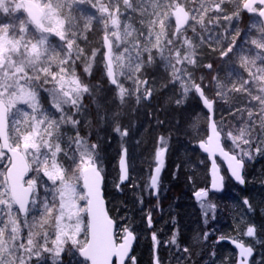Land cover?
I'll return each mask as SVG.
<instances>
[{"label":"trees","instance_id":"trees-1","mask_svg":"<svg viewBox=\"0 0 264 264\" xmlns=\"http://www.w3.org/2000/svg\"><path fill=\"white\" fill-rule=\"evenodd\" d=\"M62 1L68 4L67 6L63 4L62 11V16L67 22L68 37L61 42L63 49L56 50L54 46H49L50 57L46 59V65L40 68L41 70L48 68V72L53 76L59 69L66 71L68 60L83 65L82 70L85 72L78 73L77 77L83 93L88 97L84 107L87 117L84 120L85 117L81 114L82 121L77 125V132H71L69 123L66 126L59 120L63 119L62 116H57L55 110L49 107V103H46L49 101L45 93H42L43 108H46L48 126L51 129L48 131L51 143L64 152L63 160L67 163V168L75 165L71 160L77 157L74 153V142L78 136L87 138L94 147L100 145L99 149L96 147L94 149L99 152L102 168L105 170V194L109 211L119 223L125 216L135 221L134 227L137 228L139 238L134 254L138 264H152L153 260L151 232L142 219L143 212L147 210L152 212L154 227L163 228L162 232H158V239L162 242L169 240L171 233L178 230L181 249L185 246L190 249V253H183L184 264H236L235 250L230 245L219 242V239L237 236L246 239L245 233L249 226L256 228V242L260 240L255 248V258L257 257L255 260L264 264V153L252 158L253 167L249 164L248 171L253 174V179L245 188L227 179L223 194L210 193L208 191L211 183L210 162L198 148L199 142L205 141L209 136L210 115L195 91L196 85L200 84L203 87L206 83L210 85L208 75L212 69L208 70V65L216 66L223 58L225 60L223 92L226 96L218 99L216 92L211 91V94L206 88L210 98L216 101V122L219 127H221L219 119L224 114L220 113L221 106L236 108L241 93L248 89L246 81L253 80L255 88L264 92V63L259 61L262 52L257 50L258 47L253 45L254 40L250 39V35H255L253 39L256 43L261 39L263 41L261 45L264 47L261 20L258 19V27L253 26V19L243 10L245 0L223 1L227 7L224 3L222 6L228 8L227 14L241 10L244 22L232 20L227 34L216 31L211 34L198 32V40L203 43L204 50L210 53H205L206 61L198 67L195 65V69L192 65L186 69L183 66L186 71L184 73L181 71L182 66L177 65L172 59L173 53L177 50L176 46L175 49L173 46L168 47L166 54L160 56L162 58H156L153 63L142 62L139 52L134 49L131 69L130 65L129 68L124 66L122 84L125 94L121 97L118 93L119 88L111 85L105 73L103 41L107 26L100 4L108 5L110 10L116 11L118 7H115V4L124 6L128 0H98L99 3L97 0ZM177 1L182 2V0H131L133 10L131 14L138 18L139 22L133 18L129 25H132L134 30L142 27L139 31L148 34L162 30ZM219 1L221 0L215 3H220ZM122 15L129 18L128 13L122 12ZM127 18L124 20L126 24ZM231 38L237 42H232ZM173 39L177 40L174 37ZM229 46L231 47L228 48ZM96 51L99 52V57L97 56L95 60L98 64L97 70L94 77L87 78L89 67L86 63H90ZM82 58L84 63L80 61ZM140 80L148 84L152 95L150 101L141 97L142 103L137 106V99L139 100L137 83ZM36 88L41 92L40 83ZM219 100L224 102L221 103ZM89 118L90 122L86 124L85 121ZM229 120L232 127L238 125L241 128L245 117L237 110ZM12 124L10 119V126ZM114 127H127L131 130L129 137L125 138V146L129 151L131 177L136 179L141 188L138 186L132 189L131 181L120 189L116 187L120 183L118 160L121 149L117 137L111 132ZM10 131L11 139L13 132ZM159 136H165L168 140L167 163L161 183L167 195L158 199L150 195L146 208L139 203V199L145 198L141 190H145L144 186L149 183L150 175L156 166L155 150L159 147ZM12 143L14 144V140ZM201 189L208 191L209 197L206 202L213 206L208 210L207 216L203 214L199 202L194 197V193ZM245 197L249 200L251 211L243 204ZM30 216L31 224L26 235L29 236L27 237L29 240L35 242L40 234L37 222L40 212ZM173 217L176 221L175 227L170 223ZM205 233L208 234L207 238ZM159 250L160 254L164 250H169L170 254L176 253L175 246L166 247L163 243Z\"/></svg>","mask_w":264,"mask_h":264},{"label":"rangeland","instance_id":"rangeland-1","mask_svg":"<svg viewBox=\"0 0 264 264\" xmlns=\"http://www.w3.org/2000/svg\"><path fill=\"white\" fill-rule=\"evenodd\" d=\"M27 1L29 0H0V99L4 100L10 107L9 121L11 119V124L13 123L12 127L10 126V130L13 132L10 139L11 144L20 149L28 158L32 170L26 179V184L33 185L36 194L32 200L30 213L26 217H22L11 197L6 179V170L10 165V158L2 151L0 145V255L10 264H52L53 260H59L55 256V252L61 247L57 242V238H59L65 242L62 264H66L68 259L74 263L78 254L70 255L74 246L70 242L71 237L68 233L70 231L75 232L77 223L82 224L84 232H88L89 228L87 214L83 211L85 204L80 199V193L85 191L82 184L83 161L86 159L84 155L85 145L89 146L87 148L89 154L96 153V149L87 138L78 136L74 142V153L77 157L71 160L75 162V165L72 168L71 166L67 168V163L63 160L64 152L58 150L51 143V135L48 132L51 129L48 126L46 108H43L42 93H45V97L49 101L46 103H49V107L55 110L57 116H62L63 119L58 117L59 120L64 122L66 126L69 123L70 128H72L71 132H77V125L82 121L81 114L85 117L84 120L87 117L84 107H86L88 97L83 93L81 82L77 77V70L73 64L66 66L65 72L59 69L53 76L48 72V68L43 70L40 68L46 65V59L50 57L48 56L50 45L54 46L56 50L63 49L61 42L67 39L68 32L67 22L62 16V11L63 4L66 6L68 4L62 0H33L44 11L42 28L38 30L25 13ZM72 1L77 2L78 0ZM216 1L218 0H182L181 3L190 11L191 21L188 29L176 41L173 39L175 28L172 11L178 1L174 3L162 30L151 32V34L140 32L139 29L142 30V27L134 30L132 25H129L131 19L135 18L131 14L133 13L131 0H128L125 3L127 5L124 6L115 4V7H118L116 11L110 10L108 5L100 4L104 23L107 26L105 36H108L114 45L113 60L120 96L123 97L125 94L122 84L125 73L124 66L129 68L130 65L129 69H131L134 62L132 55L134 49L139 52L138 55H140L142 62L153 63L156 58L166 54L168 47L176 46L177 50L173 53L172 59L177 65L182 66L181 71L183 73L186 72L184 68L186 69L188 66H194L193 69H195L196 66L203 64L206 61L207 54L205 55V53L210 52L204 50V45L198 40L197 33L211 34L216 31L227 34L232 20H236L238 23L244 22L241 10L227 14L228 8L222 6L223 3L226 6V2H223L226 0H221L220 3H215ZM122 12L123 14L128 13L129 18L122 15ZM126 18L128 24L124 22ZM250 18L253 19V26L258 27L257 18ZM137 19L135 18V21L139 22ZM253 38L255 35H250V39L255 42L253 45L262 52L259 61L264 63V47L261 45L263 41L259 39L256 43ZM233 41L237 42L236 39H232ZM98 53L96 51L93 59H90V63H86L90 71L96 72L97 70L98 64L95 60ZM80 61L84 63V58ZM224 61L221 58L216 66L212 65V71L208 75L210 85H204L205 89H209V93L212 94L211 91L216 92L218 99L226 96L223 92L225 84L222 79L225 71ZM67 62L69 64L71 60ZM72 62L74 63V60ZM104 63L106 66V62ZM185 74L187 75V73ZM39 83L42 86L41 92L36 88ZM253 83V80L246 81L245 84L248 89L241 93L236 108L231 109L224 105L220 108V113H224L219 119L220 129L226 138L227 146L233 152L237 151L236 146H250L244 145V140L259 142L264 139V92L255 88L256 85ZM137 94L139 96L137 106L142 103L141 97L146 100L152 95L145 81L140 80L137 83ZM219 101L224 102V100ZM234 110H239L245 117L241 128L238 125H235L236 127L230 125L231 120L229 119L235 115ZM85 122L86 124L90 122V118ZM13 140L14 144L12 143ZM255 148L256 145L254 144L252 146V158L258 155ZM244 160L253 167L252 159L244 157ZM102 170L105 174V170L103 168ZM139 188H141L140 185ZM150 191L141 190L145 197L142 198V205H145L146 208ZM159 192L160 198L166 197V189H161L160 186ZM65 193H75V201H78L82 206L79 212V220L73 217V202L70 196ZM208 197L209 195L205 200ZM37 212H40L37 221L40 234L35 242H32L27 238L29 236L26 235V232H28V226L31 224L30 215L34 216ZM240 240L245 241L248 245L257 246L255 235L246 239L240 238ZM45 248L51 251H44ZM37 253L39 256L36 255ZM176 253L178 254L177 257H180L184 263L183 252L176 251ZM177 257L175 259L170 257L171 260H175L174 264H177ZM256 258L252 264H260L259 260H255Z\"/></svg>","mask_w":264,"mask_h":264},{"label":"snow or ice","instance_id":"snow-or-ice-1","mask_svg":"<svg viewBox=\"0 0 264 264\" xmlns=\"http://www.w3.org/2000/svg\"><path fill=\"white\" fill-rule=\"evenodd\" d=\"M130 129L127 127L119 128L114 127L112 134L118 139V144L121 149L119 155V182L116 187L121 188L124 182L131 181L130 187L136 189L139 185L136 183V179L130 176L129 163H128V149L125 146V138L129 137ZM111 137H109V140ZM239 139V138H238ZM159 147L155 150L156 166L150 175V183L144 186L145 190H151L150 195H159L161 173L165 167V154L168 151V140L165 136H159ZM244 145H250L249 147L236 146V152H230L223 147H218L215 144L209 143L205 145L203 141L199 142V148L202 149L212 158V189L221 190L223 188L224 177L219 174V166L215 162V157L219 155L227 164L228 171L231 177L239 183L241 186L245 184V177L243 170L245 168L244 157L252 159V146L255 144V151L257 154L264 153V139L259 142H253L252 140H244ZM85 145L84 155L86 159L83 161L82 172L87 180L85 185V191L80 193V199L84 201L83 211L93 218V224L90 232H84L83 226L80 223L75 225V232L71 231L68 235L71 237L70 242L74 246V250L70 255L78 254L80 258V264H138L137 257L133 254V245L138 240L139 234L137 228L134 227L135 221L123 217L119 227L117 223L109 215V211L106 208V202L103 195V170L101 167V158L99 152L89 154ZM99 149L100 145H95ZM97 184L99 185L97 189ZM98 191V196H97ZM70 196L73 202V217L79 220V212L82 206L78 201H75V193H65ZM195 198L200 204L202 212L205 216L208 215V210L213 206L206 202L205 198L208 196V191L201 189L194 193ZM139 203L143 204V199H139ZM243 204L248 206L251 211V205L248 198L243 199ZM158 206V205H157ZM142 219L146 223V228L151 232L152 252L153 260L152 264H161L158 256V247L161 243L164 246L173 245L177 252L190 253L189 247L185 246L181 249L178 242L179 232L174 230L171 233L170 239L167 241H161L158 239V232H162L163 228L157 229L154 227L155 221L151 210L144 211ZM169 223V222H165ZM175 227L176 221L173 217L170 221ZM83 233V235H81ZM256 233V228L253 226L247 227L245 235L247 237H253ZM207 238V233L204 234ZM220 239H225L221 237ZM82 240V243H81ZM57 242L61 245L55 252V256L59 260H53L52 264H62V255L65 252L64 241L57 238ZM31 243V241H29ZM231 243L238 249L239 262L238 264H249V258L253 256V247L246 245L244 242L232 239ZM44 251H51L45 248ZM39 256V253L36 254ZM115 258V260H114ZM31 259V257H30ZM0 264H10L6 262L4 257L0 255ZM177 264H183V260L177 257Z\"/></svg>","mask_w":264,"mask_h":264},{"label":"water","instance_id":"water-1","mask_svg":"<svg viewBox=\"0 0 264 264\" xmlns=\"http://www.w3.org/2000/svg\"><path fill=\"white\" fill-rule=\"evenodd\" d=\"M243 7L245 10L249 11L250 15L256 14L257 9L261 8L259 11V16L262 20L263 28H264V0H246ZM26 14L36 28L38 29L42 28L44 11L40 7V5H38V3L32 0H29L27 2ZM172 15L175 19L176 35H178L182 30H185L189 26L191 16H190L189 11L183 6L176 8L173 11ZM104 45H105V51H106L105 62L107 66L108 77L114 86H118L117 73L115 69V63L113 60V45H112L111 39L108 36L104 37ZM196 92L204 108L209 112V115H210L209 136L207 140L203 142L205 143V145L212 143V144L217 145L218 147H223L225 150H227V148L224 145V135L221 132L216 122L215 102L210 100L207 97L204 89L200 85L196 87ZM9 114H10V107L7 105V103L4 100H0V145H1L2 151L5 154H7L8 157L10 158V165L8 166L6 170V179H7L9 189H10L11 197L20 215L22 217H26L30 211L31 203L34 197V192H35V188L33 185L26 184V179L28 175L31 173L32 167L26 155L20 149L13 147L11 144L10 133H9V128H10ZM200 151L208 157V160L210 162V178H211L210 191L212 193L222 194L225 192L226 180H227L226 175L235 184L240 185L231 177L230 172L228 171L226 162L219 155H217L215 157V162L219 166V174L224 177V182H223V188L221 190L217 191V190L212 189V186H211L212 180H213L212 158L207 153H205L202 149H200ZM128 163H129V155H128ZM222 163L224 164L226 174L224 173L222 169V165H221ZM165 165H166V154H165ZM129 170H130V165H129ZM164 170H165V167L161 173V180L164 174ZM245 170H246V163H245V168L243 170L244 177H245ZM103 176H104L103 195H104L105 202H106V208L109 211L108 201L106 199V194H105L106 178H105L104 171H103ZM130 176H131V170H130ZM82 177H83L82 184H83V188L85 189L87 180L83 172H82ZM129 182L130 181L124 182V184L121 186H125ZM245 186H246V178H245V184L242 187H245ZM98 187L99 185L97 184V189ZM97 196H98V191H97ZM109 215L111 216L110 211H109ZM87 216L89 220V232H90L91 226L93 224V218L90 217L88 214ZM231 240L232 239L230 238H225V239H219V242L229 243L235 249V251L237 252L236 264H238L239 259H240L238 255V249L234 246L233 243H231ZM137 242L138 240L133 245V254L135 253ZM248 246H251V245H248ZM253 250H254L253 256L249 258V264H252V261L256 256V250L254 247H253Z\"/></svg>","mask_w":264,"mask_h":264},{"label":"flooded vegetation","instance_id":"flooded-vegetation-1","mask_svg":"<svg viewBox=\"0 0 264 264\" xmlns=\"http://www.w3.org/2000/svg\"><path fill=\"white\" fill-rule=\"evenodd\" d=\"M33 1V0H32ZM246 1V0H245ZM28 2V1H27ZM180 6H183V7H185L181 2H177V5L175 6V8H173V11L176 9V8H178V7H180ZM26 7H27V3H26ZM187 10H188V8L187 7H185ZM260 9L261 8H258L257 9V12H256V14H253V15H250L249 14V11L248 10H245L244 9V7H243V10L244 11H246V13H247V16L250 18V17H255V18H257V21H258V19H260L261 20V18H260V16H259V11H260ZM173 11H172V13H173ZM189 11V10H188ZM25 13H26V8H25ZM189 13H190V11H189ZM27 15V14H26ZM190 16H191V14H190ZM27 18H28V16H27ZM30 20V19H29ZM259 20V21H260ZM31 21V20H30ZM190 21H191V18H190ZM32 22V21H31ZM261 22H262V20H261ZM33 24V23H32ZM173 24H174V34H173V37L175 38V39H178L180 36H182L183 35V33L188 29V27L185 29V30H182L178 35H176V24H175V19H174V17H173ZM190 25V24H189ZM262 27H263V23H262ZM36 29H38V28H36ZM38 30H40V29H38ZM263 31H264V28H263ZM212 69V65H208V70H211ZM207 84V83H206ZM200 85V84H199ZM198 85H196V87H197ZM203 89H204V91H205V93H206V95H207V97L210 99V100H212L211 98H210V96L208 95V93L206 92V89L202 86V85H200ZM195 91H196V88H195ZM197 93V92H196ZM151 100V96H149L148 98H147V101H150ZM212 101H214L215 102V115H216V110H217V108H216V101L215 100H212ZM207 111V110H206ZM208 112V111H207ZM209 113V112H208ZM209 118H210V116H209ZM207 140V139H206ZM205 140V141H206ZM224 145H225V147L227 148V150H229V151H231V152H233L232 150H230L229 149V147L227 146V142H226V139H225V137H224ZM128 155H129V151H128ZM206 156V155H205ZM245 161V160H244ZM166 163H167V152H166ZM245 163H246V177H247V175H248V169H249V163H247V161H245ZM129 165H130V162H129ZM222 165H224L223 163H222ZM165 168H166V165H165ZM130 170L132 171V169H131V167H130ZM164 172H165V170H164ZM164 175V174H163ZM229 179V178H228ZM230 180V179H229ZM231 181V180H230ZM233 182V181H232ZM250 182V179L247 177V184L246 185H248V183ZM130 183V182H129ZM128 183V184H129ZM161 183H162V180H161ZM160 183V186H161V189H162V184ZM234 183V182H233ZM127 184V185H128ZM235 184V183H234ZM237 185V184H236ZM126 186V185H125ZM237 186H240V185H237ZM241 188H245V187H242V186H240ZM160 190V189H159ZM210 193H212L211 191H210V188H209V190H208ZM36 193H34V195H35ZM159 194H160V192H159ZM217 194V193H216ZM223 194V193H222ZM158 197H159V195H158ZM154 198H157V196H154ZM196 199V198H195ZM197 200V199H196ZM109 206V205H108ZM112 216V215H111ZM88 217V216H87ZM89 221V220H88ZM116 222H117V227H119V225H120V223L116 220ZM88 232H89V228H88ZM159 248H160V246L158 247V256H159V259H160V261H161V264H174V259H175V257H177V253H172L171 252V254L168 252L169 250H164V252L163 253H161L160 254V250H159ZM135 255V254H134ZM69 256V255H68ZM173 257L174 259L173 260H171L170 258H168V257ZM66 264H80V258L78 257V258H76V261L74 262V263H72L69 259H68V261H67V263ZM184 264V263H183Z\"/></svg>","mask_w":264,"mask_h":264},{"label":"bare ground","instance_id":"bare-ground-1","mask_svg":"<svg viewBox=\"0 0 264 264\" xmlns=\"http://www.w3.org/2000/svg\"><path fill=\"white\" fill-rule=\"evenodd\" d=\"M111 42H112V40H111ZM112 45H113V42H112ZM114 46V45H113ZM103 50H104V60H105V53H106V51H105V45H104V41H103ZM71 64H73L74 65V67L76 68V70H77V73H80V72H85L84 70H82V69H84V67H83V65H81V64H77V63H73L72 61L69 63V65L70 66H72ZM68 65V66H69ZM89 70V72L87 73V78H92V77H94L95 76V71H90V69H88ZM105 73H106V76L108 77V73H107V66H105ZM86 74V73H85ZM108 79H109V77H108ZM109 81H110V79H109ZM118 82V81H117ZM110 83H111V81H110ZM111 85L113 86V87H115L116 89H118L119 88V83H118V86H114L112 83H111ZM199 97V96H198ZM199 145V144H198ZM252 170V169H251ZM253 171V170H252ZM249 175H247V177L250 179V181H252V179H253V174L251 173V171L249 170L248 172H247ZM247 177H246V171H245V178H246V184H247ZM195 197V196H194ZM225 238H230V239H236V240H239V241H242V240H240V238L237 236V237H225ZM242 239V238H241ZM259 239L257 240V242H256V244H259ZM242 242H244L246 245H248L245 241H242ZM221 243H224V242H221ZM225 244H228V245H230L229 243H226L225 242ZM231 246V245H230ZM232 247V246H231ZM257 247V246H256ZM255 247V248H256ZM233 248V247H232ZM234 249V248H233ZM235 250V249H234ZM235 253H236V261H237V252L235 251Z\"/></svg>","mask_w":264,"mask_h":264}]
</instances>
